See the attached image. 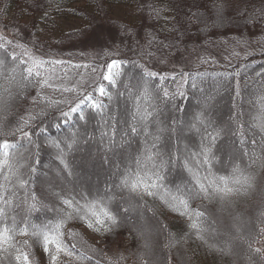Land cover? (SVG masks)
<instances>
[{"label": "trees", "instance_id": "trees-1", "mask_svg": "<svg viewBox=\"0 0 264 264\" xmlns=\"http://www.w3.org/2000/svg\"><path fill=\"white\" fill-rule=\"evenodd\" d=\"M220 4H225L222 19L215 7ZM118 11L127 14L144 43L117 38L93 62L83 60L75 46L93 27L130 25L128 19L116 22ZM62 20L81 24L64 30ZM19 23L29 41L24 45L1 31L2 25ZM49 49L52 54H46ZM184 51L188 66H173ZM0 60L5 62L0 67V144L10 145L7 157L0 150V264H264V248H259L264 239V0H0ZM113 60L119 63L109 86L103 76ZM145 72L157 76L149 79ZM68 73L93 78L80 91L56 79ZM82 99L85 120L70 112ZM93 102L105 107L94 110ZM137 103L153 112L149 131L161 135V143L167 133L158 129L166 130L173 120L187 125L202 113L205 123L211 121L209 131L219 132L209 149L210 166L199 155L207 140L202 144L200 134L186 130L189 138L179 145L183 156L165 170L154 195L116 186L117 173L131 162L121 159L119 136L109 146L105 122ZM64 112L69 113L66 121ZM25 123L31 140L41 145L39 152L16 131ZM54 141L61 148L75 142L76 151L65 148L68 169ZM90 150L107 174L97 190L75 180L77 159ZM194 174L209 187L207 193L187 194ZM248 175L256 177L251 184L244 182ZM221 176L231 189L226 194L216 191L224 187ZM26 180L30 183L21 187ZM171 195L187 201L188 215H180L179 206L174 209ZM65 199L73 201L71 207ZM105 207L117 223L88 227L92 211L99 214ZM245 218L252 219L249 227L239 222ZM193 220L202 230L199 235L190 228ZM44 232L60 241L62 250L49 243L45 251Z\"/></svg>", "mask_w": 264, "mask_h": 264}, {"label": "snow or ice", "instance_id": "snow-or-ice-1", "mask_svg": "<svg viewBox=\"0 0 264 264\" xmlns=\"http://www.w3.org/2000/svg\"><path fill=\"white\" fill-rule=\"evenodd\" d=\"M215 7L218 18L222 19L225 4H220ZM4 63V60H0V67L4 66ZM118 63V61L113 60L107 65L109 74L104 75L103 80L108 81L109 86H112L115 83L112 76V68ZM27 72L28 75L31 76L33 72L32 68H28ZM36 75L39 76L40 73L37 72ZM145 76L151 79L156 77L157 74L153 72H145ZM193 87H195V84H193ZM98 91L101 96H104L106 89L101 84ZM164 95L165 97L168 96L166 90H164ZM148 96L149 91L147 88H145L144 97ZM88 100H91V97H89ZM85 102L86 101L82 99L79 104L70 109V112L73 114H77L80 120H85V116L83 115L81 108V105H83ZM104 107L105 106L102 103H92V108L94 110L102 111ZM62 116L66 121L69 117V113L64 112L62 113ZM150 117H153V112L147 110L142 111L138 107L137 103L131 109L126 108L124 114L119 119L110 116L109 120L105 122L106 127L110 129V132L106 131L104 133V136L109 142V146H115L117 143L116 137L119 136L120 139L124 142L120 145L122 149L121 159L122 161L127 160L131 162L125 163L124 171L117 173V179L119 183L116 185L121 189H127L130 194H141L142 192V194L154 195L153 189H158L162 186L163 181L165 180V175H163V173H165V170H170V168L174 164L180 162L181 157L183 156V153L180 152L179 145L183 139L189 138L186 136V130L187 132L195 131L196 133L200 134L202 144L205 139L207 140V144L203 145L199 155L203 156V160L201 161V163L208 166H210V160L213 156L209 149L215 145V142L219 135V132L215 128H212V130L209 131V128L211 127V121H207L205 123L203 114L201 113L200 115L195 116L193 118V121L187 125H178L177 122L173 120L166 130L158 129V132H160L161 134H163L164 132L167 133L166 137L161 143V135H156L153 137V133L149 131V127L154 123V118L153 120H150ZM25 127H27L26 123L23 127H19L16 131L21 134L22 139L27 140L29 145H34L37 152H39L41 145L35 144L31 140V134L28 131L24 130ZM57 127L59 128L60 125L57 124ZM262 130H264V128H262ZM141 137H143V143H141ZM173 139H175L176 141L175 145L173 144ZM256 143L257 142L253 138V144ZM53 144L58 150V159L63 164L64 168L68 169L69 164L65 160V148L69 153L76 151V148L74 147L75 142L66 143L65 148H61L60 143H57L55 141L53 142ZM134 144L135 147L133 146ZM9 148L10 145L7 143V141H5L3 144H0V150H5V157H7L8 155V152L6 150ZM129 149L131 151H129ZM165 156L167 157V159H165ZM185 161H187V158H185ZM2 163L7 164V159H5ZM36 163L39 164V161L37 160ZM31 171L35 172V168H32ZM235 171H239V169L236 168ZM193 179L195 181V184L191 189L187 190L188 195L194 196L200 193H207L209 191V187L201 182L199 176L194 174ZM218 179L224 184V187H216V191L225 194L230 192L231 189L227 187L228 180L223 176L218 177ZM243 179L245 183L251 184L256 180V177L253 175H248ZM28 183H30V180L24 181V184L21 185V187H25ZM236 183H240V181L237 180ZM209 184L215 187L212 181H209ZM177 190L179 191V187L177 188ZM29 195L33 200L36 199L35 192H30ZM170 200L173 204L174 209L177 206L184 209L183 212L179 213L180 215H188V205L185 199L177 197L175 195H171ZM5 203H7V201H5ZM72 203V200H63V204H66L69 207L72 206ZM91 207L95 208L96 205L93 204L91 205ZM32 210L36 211L37 209L35 208V206H33ZM124 211L127 212L128 210L125 209ZM196 215L200 216L202 215V213H197ZM91 216L94 218V222L92 220H89L87 222L88 227L90 228L94 227V224L103 226L108 223L112 225H115L117 223V216L112 214L106 207L102 208L99 214H97V212L95 211H92ZM101 217H103V219ZM57 228H59V225H57ZM190 228L196 230L198 235L202 231L195 220H193V222L190 224ZM95 230L99 231L100 228L96 227ZM42 235L45 244V251H48L49 243L54 244L57 251L62 250L61 242L58 241L55 237L49 236L47 232L42 233ZM257 251L259 250L257 249ZM52 259L55 260V257L53 256ZM16 260L20 261L21 256H17ZM23 260L27 261L28 256L23 255Z\"/></svg>", "mask_w": 264, "mask_h": 264}, {"label": "rangeland", "instance_id": "rangeland-1", "mask_svg": "<svg viewBox=\"0 0 264 264\" xmlns=\"http://www.w3.org/2000/svg\"><path fill=\"white\" fill-rule=\"evenodd\" d=\"M114 19L116 22H122L123 20H127L128 16L127 14H123V12H116L114 15ZM129 21V26L123 25L120 23L115 24V29L109 28L103 24H98L97 27H93L92 31H89V33H86L84 38L79 42L77 46V50H75L79 55H83V60L85 61H94L95 59L99 58L102 54V51L105 48V44L109 42L112 43V41L115 42V39L120 38L124 39L127 37H134L135 41L138 42L141 45L144 43L141 40L137 38L138 35L141 34V32L136 29L135 25ZM62 28L64 30H73L77 29L79 25L81 24L79 21H66L62 20L59 21ZM23 23H19L18 25H12L5 27L2 25L1 31L5 33L8 37L12 39H16L19 41L22 45H24L26 42V34L23 30ZM111 27V26H110ZM127 28V30H126ZM145 34H142L144 36ZM141 36V37H142ZM58 37V36H56ZM112 40V41H111ZM129 41V40H128ZM130 42V41H129ZM139 44V45H140ZM53 45V43H52ZM132 47H135L134 45H131ZM136 50V49H135ZM66 50H61L60 53H64ZM33 53L38 54L39 56L42 55L40 51L38 50H32ZM46 54H52V49H49ZM149 58V56H147ZM189 55L186 51H184V54L177 55L176 59L173 61V66H183L184 68L188 66L189 64ZM168 64V63H167ZM116 66L112 68L113 71H115ZM109 73L105 74L108 75ZM67 76L58 78L56 74V79H63L62 84L69 88H75L77 90L81 91V88H85L87 83L92 81L93 76L87 73H83L82 76L75 77L73 74L68 73ZM77 163L80 165V170L77 171L75 180L76 183L83 186H92L94 190L98 188V182L104 180L106 178V172L101 168L98 160L96 159V153L94 150H90L87 154H84L81 158L77 159ZM239 222L242 224V227H249L250 223L252 222L251 218H245V220ZM143 223V222H142ZM239 223V224H240ZM224 224V223H223ZM232 225H235L234 223ZM224 226H229L227 224H224ZM90 238L95 237L92 234H87ZM151 245H155L154 241H150ZM259 248H264V239L260 242Z\"/></svg>", "mask_w": 264, "mask_h": 264}]
</instances>
